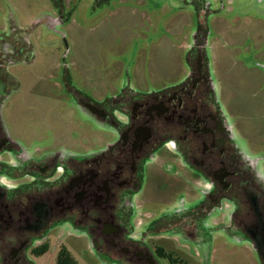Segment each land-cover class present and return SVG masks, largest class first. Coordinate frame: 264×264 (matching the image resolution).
I'll return each mask as SVG.
<instances>
[{
    "label": "rangeland",
    "instance_id": "rangeland-1",
    "mask_svg": "<svg viewBox=\"0 0 264 264\" xmlns=\"http://www.w3.org/2000/svg\"><path fill=\"white\" fill-rule=\"evenodd\" d=\"M201 19L208 21L206 54L216 95L235 137L264 168V0H0L4 129L27 154L99 148L106 133L80 108L74 91L104 99L124 88L153 91L179 82L188 73ZM157 176L132 219L138 235L150 221L198 202L194 185L168 190ZM145 211L153 218L138 226V212ZM226 214L223 208L203 219L194 239L183 231L188 224H173L163 235L151 232L147 244L191 264H260L250 243L225 229ZM46 244L37 264H55L62 252L74 264L114 262L68 226L52 230Z\"/></svg>",
    "mask_w": 264,
    "mask_h": 264
},
{
    "label": "flooded vegetation",
    "instance_id": "flooded-vegetation-1",
    "mask_svg": "<svg viewBox=\"0 0 264 264\" xmlns=\"http://www.w3.org/2000/svg\"><path fill=\"white\" fill-rule=\"evenodd\" d=\"M207 22L199 20L189 70L179 82L153 91L124 88L104 99L74 91L106 133L97 149L27 154L0 120V264H37L50 232L65 226L87 234L113 264H159L165 250L148 246L151 232L188 224L183 231L194 239L199 223L223 208L225 229L250 243L264 264V168L235 137L216 95ZM154 174L168 190L194 185L198 202L150 221L138 235L132 219ZM151 218L138 212L137 225Z\"/></svg>",
    "mask_w": 264,
    "mask_h": 264
},
{
    "label": "trees",
    "instance_id": "trees-1",
    "mask_svg": "<svg viewBox=\"0 0 264 264\" xmlns=\"http://www.w3.org/2000/svg\"><path fill=\"white\" fill-rule=\"evenodd\" d=\"M159 254L163 257L168 258L172 264H190L187 261L181 260L175 257L172 253L165 252L163 250H159ZM56 264H74L71 260V257L68 253L62 252L58 257V261Z\"/></svg>",
    "mask_w": 264,
    "mask_h": 264
}]
</instances>
